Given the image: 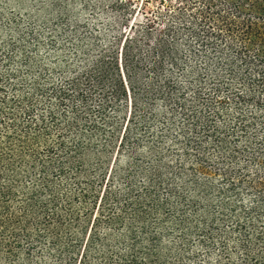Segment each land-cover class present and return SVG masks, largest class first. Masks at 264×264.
<instances>
[{
	"label": "trees",
	"instance_id": "trees-1",
	"mask_svg": "<svg viewBox=\"0 0 264 264\" xmlns=\"http://www.w3.org/2000/svg\"><path fill=\"white\" fill-rule=\"evenodd\" d=\"M159 6L119 57L0 42V264H264V0Z\"/></svg>",
	"mask_w": 264,
	"mask_h": 264
},
{
	"label": "rangeland",
	"instance_id": "rangeland-1",
	"mask_svg": "<svg viewBox=\"0 0 264 264\" xmlns=\"http://www.w3.org/2000/svg\"><path fill=\"white\" fill-rule=\"evenodd\" d=\"M159 1L122 0L123 18L115 19L109 0H0V42L11 39L33 62L43 63L49 55L70 53L73 46L85 48L92 37L97 47L119 49V57L125 36L132 33L130 26L151 22ZM52 29L56 35L48 50L42 42ZM30 259L31 264H55L47 253Z\"/></svg>",
	"mask_w": 264,
	"mask_h": 264
}]
</instances>
